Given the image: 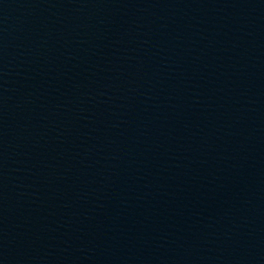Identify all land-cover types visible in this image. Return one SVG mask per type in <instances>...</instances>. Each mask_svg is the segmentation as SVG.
<instances>
[{"label": "water", "instance_id": "1", "mask_svg": "<svg viewBox=\"0 0 264 264\" xmlns=\"http://www.w3.org/2000/svg\"><path fill=\"white\" fill-rule=\"evenodd\" d=\"M0 264H264V0H0Z\"/></svg>", "mask_w": 264, "mask_h": 264}]
</instances>
